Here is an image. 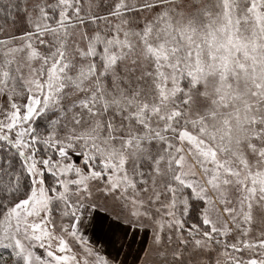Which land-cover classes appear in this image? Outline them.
Segmentation results:
<instances>
[{"label": "snow or ice", "instance_id": "1", "mask_svg": "<svg viewBox=\"0 0 264 264\" xmlns=\"http://www.w3.org/2000/svg\"><path fill=\"white\" fill-rule=\"evenodd\" d=\"M0 264H264V0H0Z\"/></svg>", "mask_w": 264, "mask_h": 264}]
</instances>
